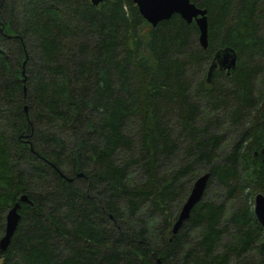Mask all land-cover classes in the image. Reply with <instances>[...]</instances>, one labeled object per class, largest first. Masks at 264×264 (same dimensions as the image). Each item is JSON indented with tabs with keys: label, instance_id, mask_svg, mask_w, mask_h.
Masks as SVG:
<instances>
[{
	"label": "trees",
	"instance_id": "obj_1",
	"mask_svg": "<svg viewBox=\"0 0 264 264\" xmlns=\"http://www.w3.org/2000/svg\"><path fill=\"white\" fill-rule=\"evenodd\" d=\"M191 2L206 48L131 0H0V264H264V0Z\"/></svg>",
	"mask_w": 264,
	"mask_h": 264
},
{
	"label": "water",
	"instance_id": "obj_2",
	"mask_svg": "<svg viewBox=\"0 0 264 264\" xmlns=\"http://www.w3.org/2000/svg\"><path fill=\"white\" fill-rule=\"evenodd\" d=\"M103 0H91L94 5ZM139 11V14L151 26L155 27L160 21L171 18L173 14L179 15L187 23L192 21L198 27V42L202 48H206L208 44V27H207V9L198 7L191 0H131ZM236 63L235 51L231 47H225L215 52L212 63L209 67L208 77L214 68L227 70L234 68ZM26 109V108H25ZM261 161L264 164V147L259 152ZM210 172L199 175L192 183L191 189L184 200L178 212L177 218L172 225V234H176L184 222L189 218L193 207L201 201L205 189L207 187ZM19 201H28L26 194L19 197ZM19 201L6 212L4 222V233L0 237V252H4L14 234L20 214ZM253 210L258 223L264 228V194L256 192L253 196Z\"/></svg>",
	"mask_w": 264,
	"mask_h": 264
},
{
	"label": "rangeland",
	"instance_id": "obj_3",
	"mask_svg": "<svg viewBox=\"0 0 264 264\" xmlns=\"http://www.w3.org/2000/svg\"><path fill=\"white\" fill-rule=\"evenodd\" d=\"M212 60H213V59H212ZM217 68H218V67H217ZM225 71L228 72L227 70H225ZM253 196H254V195H253ZM216 198L219 199V200L221 199V197H216Z\"/></svg>",
	"mask_w": 264,
	"mask_h": 264
}]
</instances>
